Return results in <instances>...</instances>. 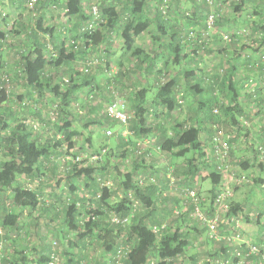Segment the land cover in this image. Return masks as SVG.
I'll return each mask as SVG.
<instances>
[{"label": "trees", "instance_id": "1", "mask_svg": "<svg viewBox=\"0 0 264 264\" xmlns=\"http://www.w3.org/2000/svg\"><path fill=\"white\" fill-rule=\"evenodd\" d=\"M174 1L178 4L180 2V0ZM196 1H198L195 4L196 9L191 14L181 12L177 6L172 10V0H118L117 2L121 4L120 9L111 2H103L101 6L92 5L98 8L94 16L92 6H89V11H85L84 0H37L32 7L38 15L37 24L26 30L27 43L24 49L23 47L19 49L21 60L14 74L18 80H23L22 84L25 87L23 95L31 100L35 97L37 99L34 103L24 102L25 97L21 96L22 105L20 103L15 107L7 105L10 97L7 85L12 83V79L4 71L6 66L2 50L5 46L13 45L8 41L15 33L12 31L5 33L0 30V154L4 157L0 162V228L2 229L0 264H50L53 254L58 255V264H61L59 253L62 248L57 240L47 243L48 236L40 235V241L30 248L28 253L17 251L8 255L2 249L4 247L5 251V247L15 248L18 240H27L29 237L30 233L27 232L29 227L22 226L21 219L24 220L28 214H37L53 207V203L41 200L40 188L47 179L46 169H49V174H53L57 169L58 165L53 159V154L58 152L54 151L56 147H62L66 143L68 148L72 149L75 146V139L81 135L73 126L76 119L72 115L73 105L81 99L78 94L84 90V87L93 90L94 83L99 79L95 69L101 70V64L105 59L106 67L111 63V57L114 56L111 45L115 37H121L124 41L123 51L131 56V59H137V62H131L132 65L125 68V63L121 61L119 64L121 67L115 76L111 75L105 84L97 85L94 92L86 93L88 101L96 100L97 110H102L103 104L108 103L106 112L94 121L109 131L116 129V134L109 135V138L114 140V146L111 148L108 143L102 146L104 154L102 151L98 152V162H104L106 157L105 165L79 168V163L72 165L67 163L65 169L72 179L85 176L94 181L93 175L96 169L100 174L107 171L111 152H120L119 161L130 163L131 168H128L127 172H122L118 166H112L110 173L112 172L117 178V190L103 186L99 180L98 185L95 183L86 192L91 193L94 200H87L88 194H85L86 198L83 197L88 205L72 201L67 206L62 219L64 232L69 235L72 231L80 230L77 237L82 241L84 249H87L89 240L99 242L105 254L109 256L108 260L111 264H177L182 258H188L193 264H199V254H188L193 250L194 242L205 232V254L210 259L206 264H239L240 257L237 253L240 249L233 242V234L236 221L243 211V204H229L224 200L225 195L222 197L223 202L222 198L219 199L221 202L217 200L224 193L223 171H226L229 164L237 163L233 159L239 132H244L248 138L251 137L249 136L252 132L249 126L250 118L245 116L240 104L241 91L249 95L256 107L252 119L263 117L264 122V87L262 88L264 10L254 9L255 15L261 17V22L252 17L254 20L251 23L245 22L246 27L232 28L222 24V21L225 23L230 19L225 15L221 16L213 8L216 0ZM243 1L236 0V8L243 7ZM58 5H63L62 7L67 10L66 15L73 18L77 16L75 30L69 37L63 36V28L57 29L47 24L48 9ZM210 16H213L214 20L211 25L208 23ZM248 17L250 19V16ZM152 23L155 25L156 33L152 34L151 41L157 50L147 52L136 44V40L150 29ZM190 26L202 28V34L188 29L191 28ZM218 27L226 33L220 31L214 39L220 38L228 46L220 49L224 54V60L218 72L213 74L203 64L199 68L201 64L198 60L205 57L204 51L207 49L210 51L208 48L210 36L213 29L216 31ZM105 44V50H101L100 48ZM94 51L98 52L95 57H86L88 53ZM82 55L84 71L70 74L67 78L63 76L60 71L73 68ZM169 62L175 69H181L180 74H183L185 85L179 79L180 74L175 76L167 72L166 63ZM131 72H142L145 82L143 83L142 80V88L136 87L137 84L131 87L132 84L129 82L125 83L130 79L127 75ZM208 87L213 89L216 95L225 93L228 105L216 102L217 105L213 106L202 102L205 110L201 109L199 112L202 120H208L207 125H202L196 114L191 116L190 111L185 120L178 121L173 117L178 111L187 107L189 99L195 100L205 91H209ZM131 88L133 90L129 95L131 94L132 99L127 97L126 105L132 114L126 110L124 104L121 105L120 110L128 115L127 122L123 123L110 115L108 107L116 103L119 90L125 91ZM47 94L57 105V108L51 112V118L47 120L49 129L53 126L55 133L43 142L40 130L38 131L37 126H31L32 119L22 118L20 114L26 111L41 117L42 113L37 103ZM170 119L176 123H171ZM117 124L119 130L113 128ZM222 124L227 128L238 129L237 134L232 135L223 128ZM208 127L210 146L200 142L203 132ZM122 128L131 132L129 137L123 136ZM155 130L158 131L156 133L159 139L157 138L155 142L150 141L147 136ZM219 132L223 133L222 136L227 139L230 146L229 154L224 160H220L213 149L214 138ZM259 140L250 145L251 150L257 159L258 157L264 159V131L259 135ZM87 141L93 144L91 136H88ZM121 146L122 150L119 151ZM152 148L164 156L175 159V170L171 166H164V170L161 171L165 175L164 180L157 176H146L147 172H139L142 166L137 163L142 162V159L149 162L148 156ZM190 151L192 153L188 167L185 169L182 166L183 175L193 181L194 177L196 179L201 175V171H207L206 179L211 180L212 183L210 189L212 199L207 204L208 202L202 199L193 184L188 188H178L183 193L181 208L186 207L189 213L182 214L181 210H178L174 212L178 216L173 218L181 220L191 218L195 223L193 228H183L173 220L167 219V216L155 215L157 208L153 199L161 193L158 190L155 193L161 182L164 184L167 182L168 188L174 186L173 172L181 165L178 159L183 160ZM248 160L251 159L239 160L238 164L247 167ZM219 161H223L222 171L218 170ZM260 165L264 169V165ZM143 170H147L146 167ZM180 170L178 169V172ZM26 180L38 181L39 190L30 188V185L28 187ZM256 183L264 185L257 180ZM70 190L76 192L78 187L71 186ZM174 191L178 190L174 188ZM189 192H194L195 196H190ZM118 195H121V200L111 202V198ZM82 210L86 212V218L83 219L79 218ZM171 214L172 209L169 215ZM169 215L168 218H171ZM53 219L48 220L53 221ZM113 219H118L119 222ZM243 219L246 221L249 218ZM210 220H216L218 237L210 235L207 224ZM39 221L40 218H36L32 224L38 232L43 226ZM256 222L260 224V218H257ZM14 235L19 239L14 238ZM220 235L225 238L221 239ZM10 241L13 245L7 244ZM262 243L261 240L257 243L253 240L252 245L261 247ZM82 252L83 254L78 252L79 259L74 256L77 254H66V261L63 263L88 264L83 260L86 251ZM253 259H259V255L254 256ZM245 261L249 263L248 259Z\"/></svg>", "mask_w": 264, "mask_h": 264}, {"label": "rangeland", "instance_id": "2", "mask_svg": "<svg viewBox=\"0 0 264 264\" xmlns=\"http://www.w3.org/2000/svg\"><path fill=\"white\" fill-rule=\"evenodd\" d=\"M118 0H84L85 5V11H89V6L92 5H100L103 4V2H107L111 4H115L117 9H120L121 4L117 2ZM236 0H216V3L214 4L213 8H215L221 16H227L228 22L225 21V23L222 21V24H224L225 27H246L244 24L247 21L248 23H251L252 20H254L252 17H255L257 21L261 22V17L258 15H255V10H264V1L263 0H244L243 1V7L236 8L235 4ZM12 3L10 0H2L1 5V15H0V30L2 32H14L15 34L13 37L10 36V41H8L10 44H13L9 47H3V57H4V64H5V73L10 75V79H12V83H9L7 85V89L9 91V102H7L8 106L15 107L17 104H20V98L21 96H24L23 93L25 92V87L22 84L23 80H18L16 77H14L15 72L18 70L19 67V61L21 60V53L19 51L20 47L25 48V45L27 43V39L25 37V33H27V28L30 29V27H34L37 24V17L36 11L32 9L29 2L26 0H14ZM196 0H180L179 4L174 0H172V6L171 9L173 10L175 6L179 8V10L182 12H189L191 14L196 8ZM63 5L53 6L50 7L47 11V24L52 25L54 27H57V29L63 28L64 37H69L72 32H74V24L76 22L77 16L74 18L71 16L66 15L67 10H65ZM101 6V5H100ZM99 6V7H100ZM176 7V8H177ZM250 16V19H248ZM237 21V22H236ZM188 29H193L197 34H202V28L200 27H192ZM72 30V31H71ZM224 30H220L218 27L217 30L213 29L211 36H210V45H208L210 51L207 49V51H204V58L199 59V65L201 68L202 64L203 66L208 69H210L211 73L215 74L218 72L219 68L222 66L223 63V52L221 53L220 49L228 46L227 43L222 42V39L217 38L218 40L214 39V36L219 35V32ZM156 33L155 25L152 23L150 29L147 32H144L142 35L137 37L136 44L141 46L142 49H144L147 52L156 51L157 47L155 45H152L151 37L152 34ZM222 33V32H221ZM43 38H46L43 36ZM113 38V37H112ZM227 44V45H226ZM112 49L114 56L111 57V63L108 67H106V59L105 62H102L101 64V70H98L97 68L95 71L99 75V79L97 80V83H94L93 90L97 88V85H103L105 84L106 80L111 77V75H116L118 70L120 69V62L123 61L125 63V68L129 67L131 64L130 62L124 61L125 59V52L123 51L122 47L124 46V41L121 39V37H118L114 39L112 42ZM106 44L103 45L100 49L105 50ZM99 49V50H100ZM188 51V50H187ZM202 51H200L201 53ZM93 53V54H92ZM98 52H90L87 54L86 57H95ZM189 54V51L187 52ZM83 55L78 59L76 62V65L73 66V68L69 70H62V75L66 78L70 76V74H75L77 72L84 71V62H83ZM132 65V64H131ZM173 65V64H172ZM171 65V62L166 63L167 66V72L170 75H179L181 69H175L174 66ZM134 67V66H133ZM108 68V71L106 69ZM59 72V73H60ZM137 73V72H136ZM142 73V72H141ZM180 81L184 84V78L183 74L179 75ZM114 84L112 83L111 86ZM185 85V84H184ZM118 88V86H116ZM84 89V90H83ZM78 95L81 98L77 103L73 105V113L74 117L76 118L73 122V126L81 133V135L75 139V146L72 149L68 148V144L64 143L62 147H56L54 151L55 154H53V159L56 160L57 163V169L53 172V174H49V169H46V181L47 185H43L42 188H40V191L42 192V196L44 195V201L46 203H53V207H49L47 210L41 211L37 214H28V216H25V219H32V218H40V225H43L42 228H40L39 232L36 230L37 228L30 229L29 228V237H27V241L29 242V247H34L35 244H38V242L41 239V236H48L47 240L45 241L51 242L57 240L59 242L60 248H62L59 253L61 264L65 263V255L67 254H77L76 259H79V253L83 254L82 251H86L84 254V262H87L88 264H111V261L108 260V255L105 254L102 245L95 241V240H89L87 241V249L83 248L82 241L79 240L77 237L80 230L72 231L69 233L64 232V225L62 223V219L64 216V213L66 211V208L69 204L72 203V201L79 202L80 204L88 205V202L84 199L85 194H88V199H93L94 196L91 193H86L88 190H90L89 187L93 186L95 183L96 185L100 183H103V186L111 187L113 190H117V178L110 173V170L112 166L116 165L120 168V171L127 172V169L131 168L130 163L128 162H120V152L116 153H109V160L110 165L107 169V171H104L102 174H100V171L96 169L95 174L93 175V179H89L88 177L81 176L76 178H71L69 173L66 172V165L69 163L80 165L79 168H86L87 166L96 165L99 167L100 165H105L106 163V157H104V162L99 163V157L98 152L102 151V146L108 145L114 146L113 139H110L108 134V129L103 128L101 124L96 123L94 120L96 118L99 119L100 115L103 112H106L108 103L103 104L102 110H97L98 108L95 107L96 100L93 101L87 100L86 93L87 92H94L90 87H84ZM130 90H119V96L117 98V101L119 102V106L126 107V110L132 114L127 107V101L126 98L129 96ZM25 97V96H24ZM37 99V97L31 99H28L25 97L23 99L24 102L30 101L31 103H34V101ZM42 99V100H41ZM39 99L40 101L37 103L38 107L41 110L42 116L39 117L38 115H32L31 113H27L25 111L24 114H20V117L32 119L31 126H37L38 131L40 130V136L43 142H46L54 133L55 129H49V126L47 125V120L51 118V112H53L56 108V102L53 98L49 97L48 94L45 95L43 98ZM128 100V99H127ZM189 104H187V107L184 110L178 111L173 117L177 118V120L182 121L187 119L188 112L190 111V106H192V109L196 111L198 108V103H194V101H191L189 99ZM194 103V104H193ZM22 105V103H21ZM187 109V111H185ZM34 114V113H33ZM72 118V116H71ZM69 117V119H71ZM73 120V119H72ZM171 123H176L173 119H170ZM252 123V122H250ZM46 126V127H45ZM223 126V124H222ZM251 126V124H249ZM48 127V129H47ZM252 127V126H251ZM256 127V126H255ZM108 128V127H107ZM113 128H118V124L115 125ZM224 129L231 132L232 135H236L238 132V129L233 128H227L226 126H223ZM246 128V127H244ZM258 128V127H256ZM254 128V129H256ZM122 134L126 131L125 128H122ZM259 130V129H258ZM112 133L116 134V129L111 130ZM254 131V130H253ZM261 134V133H260ZM88 136H91L93 140V144L89 143L87 141ZM203 140L204 136L202 134ZM249 139L246 137V134L243 132H239V140L237 143H235L236 147L241 149L240 151L236 152V156L233 159V161L237 162L236 164H232L228 167H226L227 172H223V180H222V189L223 194L225 195V201H227L229 204H240L243 205V211L239 215L240 218V226H243L245 229V239L248 242L257 243L259 240L262 242L264 241V185L256 183V178H264V169L260 164L264 165V159L255 160L252 158L251 160H248V166L245 167L241 163L238 164L239 160H246L253 152H248L252 147L249 145ZM110 141V142H109ZM201 142V139H200ZM248 143V144H247ZM57 146V144H56ZM108 149V148H107ZM109 150V149H108ZM122 150V146L119 149V151ZM245 151V152H244ZM105 151H102V154H104ZM191 153L186 155V157L182 160L178 159V162L181 164V166L188 167L189 160L191 158ZM79 158V160L77 159ZM66 159V162H65ZM4 160V157L0 154V162ZM263 162V163H261ZM175 164V163H174ZM173 164V165H174ZM176 164L174 165L175 168ZM164 170V167L161 169V171ZM175 170V169H174ZM160 171V172H161ZM109 172V173H107ZM229 172V173H228ZM197 177L196 181L194 182L189 178H186L185 175H183V171L180 170V172H173L174 177V186L172 188L173 191H168L169 194H174L177 192L178 194L183 196L182 191H179L178 188H188L189 185L195 186L197 188V192L199 191V195L206 201L207 204H209L210 200L212 199V194L210 193L211 189V180L206 179L208 176L207 171L203 170ZM22 180V179H21ZM27 181V180H26ZM192 181V182H191ZM28 187L39 190L38 186L39 184L37 181H30L28 180L27 183ZM30 185V186H29ZM71 186H77L78 190L76 192H72L70 190ZM174 188H177L178 191H174ZM181 190V189H180ZM90 192V191H89ZM41 196V197H42ZM84 197V198H83ZM121 200V195L114 196L111 198V202H118ZM181 203L180 206L174 205L172 207V214L169 215L171 218H167L170 221L173 220V222H176L180 224L183 228H193L195 226L194 221H192L191 218H185L184 220H181L179 218H173L175 216L174 212L181 210L182 214L186 213L187 211L186 207L181 208V204L183 205L182 199L180 198ZM223 200V201H224ZM49 201V202H48ZM181 208V209H180ZM85 210H82L79 218H86ZM184 216V215H181ZM49 218H54L53 221H49ZM243 218H249L246 221ZM253 218V219H252ZM257 218H260V224L256 222ZM200 226V225H199ZM198 226V227H199ZM25 227V226H24ZM196 228V227H195ZM25 229H23L24 232ZM25 233V232H24ZM41 235V236H40ZM206 233L204 232L201 237H199L194 242V248L193 250H190V254L197 253L199 254V264H206L207 260L210 261L208 256L205 254L206 252ZM20 239L18 240V244H21L23 242H26V240ZM62 242V243H61ZM7 244H12L11 241L7 242ZM237 245H242V243L237 242ZM3 252L10 255L11 252H13L14 248H6ZM64 262V263H63ZM191 260L188 258H182L181 261L177 264H191ZM193 264V263H192Z\"/></svg>", "mask_w": 264, "mask_h": 264}, {"label": "crops", "instance_id": "3", "mask_svg": "<svg viewBox=\"0 0 264 264\" xmlns=\"http://www.w3.org/2000/svg\"><path fill=\"white\" fill-rule=\"evenodd\" d=\"M10 1L12 3H15V2H13L14 0H10ZM1 5H2V0H0V15H1V11H2ZM124 55L126 56L125 59H124V61H126V62L127 61L130 62V60L133 61V62H135L137 60V59H135L133 57H132L133 59H131V56L129 57L126 53ZM131 73H129L127 75V77L130 78V79L128 81H125V83L126 82H129V84H132L131 87H133V84H137L136 87L142 88L143 83H145L144 80H143L144 79V75L141 72H137V73L131 72ZM215 77H217V75H215ZM142 80H143V83H142ZM150 80H151V78H150ZM135 81L138 82V83H136ZM152 81L154 82V77H153V80ZM263 87H264V84L262 85V88ZM208 89H209V91H205V93H203L201 96H198L197 99H195V100L194 99H190L191 101H194V103H196V102L198 103V108H196L197 109L196 111H194L192 109V106L189 107L190 108V112H191V116H193V115L196 114L199 117V120L202 122L201 123L202 125H204V124L207 125L208 124V120H206V119L202 120V118H201L202 115L199 112V111H201V109H202V111L205 110V108L202 107L203 106L201 104L202 102L203 103H206L207 102L209 105H213V106L214 105H217V104H215L216 102H220V104H222V105L223 104L224 105H228V98L225 95V93H220V94L216 95V94H214L213 89L211 90L209 87H208ZM130 90L132 92L133 88H131ZM223 94L226 96V98L224 97ZM130 95L128 96V99H132V97H130ZM240 104L242 106V109H244V111H245V113H244L245 116L249 117L250 118V122H252V123H250L251 126H252L251 127L252 132L249 135V136H251V137H249L250 138L249 139V145H251V144L253 145L255 142H259L260 141L259 140V135H260L261 132L263 133V131H264L263 117H258L256 119H252V114L256 110L255 109L256 107L254 106V102L251 100V98L249 97V95L244 94L242 91L240 92ZM255 126L258 127V128H256ZM254 128H256V129H254ZM156 132H158V131L155 130L154 132L150 133V135L147 136L150 141L153 140L155 142V141H157V138L159 139V135ZM204 132H203L204 140H203V137H201V143L204 144V142H205V144H208L209 145V142H210V139H209V132H210L209 127H208L207 130L205 129ZM130 134H131V132H129V130L126 129V131L123 133V136L129 137ZM152 147H154V146H152ZM240 150L241 149L234 148V154H235V156H236V152L237 151H240ZM249 151L252 152L251 149L248 150V152ZM148 157H149V162L146 161V160H144V159H142V162H140V163L138 162L137 163L138 165L140 164L142 166L141 169H140L141 171H139V172L140 173L141 172H147V175L146 176H149V177L150 176H154V177L157 176L159 179H160V177L163 179V176H165V175H163V172H160V171H161V169L164 166H171V168L173 170L175 169L174 168V165H173L175 163V159L174 158L167 157V156H164L163 154L159 153L154 148L151 149L150 156H148ZM252 158H254L255 160H257V157H255V154L254 153L251 154L246 159H252ZM182 166L179 165L176 171L178 172V169L184 170L183 167L186 169L185 166H183V167ZM145 167H146V169L148 171L147 170H143V168H145ZM228 170H226L225 172H227ZM196 179H194V182L196 181ZM256 179L260 183H264V178H256ZM37 183L39 184L38 181H37ZM167 184H168L167 182H165V184L163 182H161V184H159V186L155 189V193H156L157 190L160 191L161 193H158L157 192L159 196L156 195V197L153 200H154V206H155V208H157V210H155V215L157 214L160 217L167 216V218H168V215L170 214L172 207L174 205H177L178 203L180 204L181 203L180 198L182 199L183 196L180 195V194H178L179 196H177V192H175L174 194H169L168 191L169 190L170 191H173L172 190L173 187L171 186V188H168V185ZM43 185H47V181L46 180H45L44 184L42 183V186ZM163 196H165V197H163ZM41 200H44V195L42 196ZM182 202H183V200H182ZM35 219L36 218H32V219H30V218L28 219L27 218V219H24V220L21 219V225L22 226H25L26 228H28V227L30 228V226H31L30 229H33L34 227H33L32 224H33V221ZM1 231H2V229L0 228V232ZM27 232H29V230H27ZM25 233H26V230H25ZM14 238H16L15 235H14ZM16 239H19V238L17 237ZM29 249H30L29 242L26 240V242H23L21 244H17L15 246L13 252H11V253L14 254L17 251H19V252L20 251H23L25 253H28L29 252Z\"/></svg>", "mask_w": 264, "mask_h": 264}, {"label": "built area", "instance_id": "4", "mask_svg": "<svg viewBox=\"0 0 264 264\" xmlns=\"http://www.w3.org/2000/svg\"><path fill=\"white\" fill-rule=\"evenodd\" d=\"M35 3H37V0H30L29 4L31 7H33L35 5ZM92 12L94 13V16H96L98 8L97 6H92ZM213 16H210L209 18V25L213 24ZM109 113L112 117L118 119L119 121L126 123L128 120V115L123 111L120 110V106H119V102L116 101V103H114L113 105L108 107ZM215 112H217V110H215ZM214 112V113H215ZM108 134H112L111 131H108ZM222 132L218 133V136H215L214 138V146L213 149L215 154L218 156V158L220 160H224L228 154H229V150H230V146H229V142L227 141V139H225L222 136ZM79 160V158H77ZM223 161H219L218 164V170H223V165L221 164ZM224 172V171H223ZM189 195L194 197L195 193L194 192H189ZM224 194H222V196H220L218 198V202H223V198ZM222 198V199H221ZM221 199V201L219 200ZM195 201H197V199H195ZM225 208V207H224ZM198 216L201 218V215L198 213ZM116 218V217H115ZM113 221L115 222H119L118 219H113ZM216 220H210L209 222L207 221L208 227H209V231H210V235L211 237H218L219 236V230L217 229V225L215 223ZM240 218H238V220L236 221V226L234 228V244L240 249V251L238 250L237 256L240 257L239 260V264H264V241L261 244L262 246L259 247L258 245H252L251 242H248L245 239V229L243 226H240ZM221 239H224L225 236L221 237ZM237 242L242 243V245H237ZM259 255V259L254 260V256ZM245 259H248L249 263H247L245 261ZM58 255L53 254L52 255V261H50V264H58Z\"/></svg>", "mask_w": 264, "mask_h": 264}]
</instances>
